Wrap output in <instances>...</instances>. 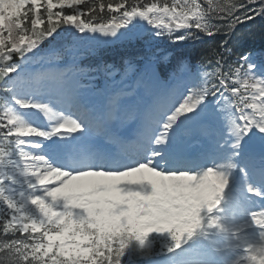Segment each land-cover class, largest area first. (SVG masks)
<instances>
[{"label": "snow or ice", "instance_id": "snow-or-ice-1", "mask_svg": "<svg viewBox=\"0 0 264 264\" xmlns=\"http://www.w3.org/2000/svg\"><path fill=\"white\" fill-rule=\"evenodd\" d=\"M257 17L264 0H0V264H264V64L227 58ZM203 37L222 52L195 64L163 43ZM116 45L142 54L81 67Z\"/></svg>", "mask_w": 264, "mask_h": 264}, {"label": "trees", "instance_id": "trees-1", "mask_svg": "<svg viewBox=\"0 0 264 264\" xmlns=\"http://www.w3.org/2000/svg\"><path fill=\"white\" fill-rule=\"evenodd\" d=\"M256 21H259L260 24L264 25V18L258 17Z\"/></svg>", "mask_w": 264, "mask_h": 264}]
</instances>
